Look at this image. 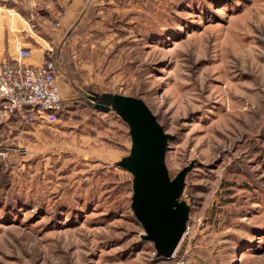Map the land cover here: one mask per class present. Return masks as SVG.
Instances as JSON below:
<instances>
[{"label": "rangeland", "instance_id": "374dc122", "mask_svg": "<svg viewBox=\"0 0 264 264\" xmlns=\"http://www.w3.org/2000/svg\"><path fill=\"white\" fill-rule=\"evenodd\" d=\"M111 3L73 40L83 80L59 118L0 120V264H165L118 166L129 127L95 107L104 93L145 100L172 135V177L193 164L178 254L264 264V0Z\"/></svg>", "mask_w": 264, "mask_h": 264}, {"label": "water", "instance_id": "95a60500", "mask_svg": "<svg viewBox=\"0 0 264 264\" xmlns=\"http://www.w3.org/2000/svg\"><path fill=\"white\" fill-rule=\"evenodd\" d=\"M96 100V108L114 110L129 127L131 152L118 166L133 175L132 209L144 229L143 238L154 244L158 257L171 259L190 219L191 206L182 195L193 164L171 176L166 154L172 135L144 99L104 93Z\"/></svg>", "mask_w": 264, "mask_h": 264}, {"label": "crops", "instance_id": "0c3cea01", "mask_svg": "<svg viewBox=\"0 0 264 264\" xmlns=\"http://www.w3.org/2000/svg\"><path fill=\"white\" fill-rule=\"evenodd\" d=\"M29 1L0 0V61L17 59L18 45L32 49V56L25 63L34 65L42 63L51 49L56 56L57 49L58 83L61 96L66 97L73 92L68 82L71 79L69 72L77 62L75 52L73 55V40L86 31V23L92 14L100 16L112 7V0H36L34 4ZM56 31L57 39L52 41ZM72 33L75 35L70 37ZM56 40L59 43L53 45ZM67 44L71 46L73 64L68 62L64 52ZM61 70H64L62 74Z\"/></svg>", "mask_w": 264, "mask_h": 264}, {"label": "built area", "instance_id": "2783aa9c", "mask_svg": "<svg viewBox=\"0 0 264 264\" xmlns=\"http://www.w3.org/2000/svg\"><path fill=\"white\" fill-rule=\"evenodd\" d=\"M32 4L35 0H30ZM51 49L40 64H27L32 49L18 45V58L0 61V120L18 116L26 123L54 122L59 118L64 99L58 83L59 59ZM189 229L187 224L186 232ZM183 237V238H184ZM183 240V239H182ZM165 264H192L178 249Z\"/></svg>", "mask_w": 264, "mask_h": 264}, {"label": "trees", "instance_id": "16d2710c", "mask_svg": "<svg viewBox=\"0 0 264 264\" xmlns=\"http://www.w3.org/2000/svg\"><path fill=\"white\" fill-rule=\"evenodd\" d=\"M97 10V9H96ZM96 12V11H95ZM96 13H94V14H92L89 18H88V22H90V21H94L95 20V18H96V15H95ZM75 35V33H72L71 35H69L70 37H72V36H74ZM64 52H65V55H66V57L69 59V63H72L73 62V60H72V55H71V46H69V44H67V46H66V48L64 49ZM80 73L81 72H79V71H75V70H73V71H70L69 72V77L71 78V79H75V78H77L78 80H83L82 79V76H80ZM67 103L68 102H66V101H63V104H62V110H61V112L66 108V106H67ZM60 112V113H61ZM59 113V114H60ZM187 258L188 259H190L191 260V258L189 257V256H187ZM192 262V261H191ZM192 264H194L193 262H192Z\"/></svg>", "mask_w": 264, "mask_h": 264}]
</instances>
